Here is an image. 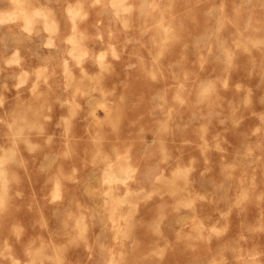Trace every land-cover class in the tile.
<instances>
[{"label": "rangeland", "instance_id": "374dc122", "mask_svg": "<svg viewBox=\"0 0 264 264\" xmlns=\"http://www.w3.org/2000/svg\"><path fill=\"white\" fill-rule=\"evenodd\" d=\"M239 3L0 0L6 107L17 93L76 97L81 106L67 133L56 124L68 107L51 106L46 135L31 140L40 147L18 146L23 166L0 178V239L20 229L66 264H214L258 228L264 31L248 26ZM81 77L115 90L122 105L113 111L99 101L89 110L71 87ZM225 224L223 237L209 238ZM253 240L264 243V233Z\"/></svg>", "mask_w": 264, "mask_h": 264}, {"label": "clouds", "instance_id": "9594fccd", "mask_svg": "<svg viewBox=\"0 0 264 264\" xmlns=\"http://www.w3.org/2000/svg\"><path fill=\"white\" fill-rule=\"evenodd\" d=\"M95 2L100 3V0H95ZM237 9L247 16L249 27L258 25L264 31V0H241ZM80 18L84 19L83 16ZM262 44H264V40H262ZM49 46H51V42H49ZM252 46L256 47L255 44ZM262 51H264V47H262ZM112 55L119 59L114 51ZM101 59H103V54ZM105 67L111 73V66L106 65ZM129 67H133V65H129ZM25 82L26 74L22 75L19 83L14 84L13 87L19 89ZM51 87L49 85V90ZM71 87L75 89L79 98L84 99L89 110L99 101L107 103L113 111H116L123 103V98L118 97L115 90L108 92L94 80L81 77ZM0 89H2L0 91V139L8 145V147L0 146V178L6 179L11 166L17 164L23 166L24 161L19 156L18 146L22 145L28 153L35 152L40 147L39 144L32 143L31 140L34 137L46 135V126L51 120V116L48 114L51 106L58 104L61 108L68 107V116L62 117L56 124L57 128L63 126L65 133L68 131L71 119L77 114L76 110L81 106L76 103V97L70 101L59 95L49 97L47 93H43L40 96L33 95L28 99H20V94L17 93L15 106L8 108L4 95L7 85H0ZM68 89L69 86L65 85V92ZM208 91L210 89L200 92L199 99L202 100ZM53 135H47L45 143H51ZM3 208L4 201L0 200V210ZM227 229V224L221 228H213L209 238H221ZM257 232L264 233V219L258 228H247L246 235H241L234 244L226 246L220 253V260L214 264H264V243L257 245L253 240V236ZM35 244V240L25 242L22 239V230L14 228L10 238L0 239V264H66L59 250L43 245L36 247ZM17 245L21 246L23 254L16 251Z\"/></svg>", "mask_w": 264, "mask_h": 264}, {"label": "bare ground", "instance_id": "6f19581e", "mask_svg": "<svg viewBox=\"0 0 264 264\" xmlns=\"http://www.w3.org/2000/svg\"><path fill=\"white\" fill-rule=\"evenodd\" d=\"M70 12H75V10L74 9H70L69 10ZM11 20L10 18H6V20ZM4 20V19H3ZM26 23H27V25L29 24V20L28 19H26ZM55 28H56V26H55V22H53V25H52V30H55ZM70 40L71 41H74L75 43H76V39H75V37H73L72 35L70 36ZM79 51V50H78ZM80 52V51H79ZM84 52V51H83ZM85 53V52H84ZM82 55V54H81ZM84 56V55H83ZM103 67H105V66H103ZM91 138V137H90ZM93 138V137H92ZM91 138V139H92ZM177 166V165H176ZM102 174V173H101ZM145 194V193H144ZM147 195V194H146ZM124 226V225H123Z\"/></svg>", "mask_w": 264, "mask_h": 264}]
</instances>
